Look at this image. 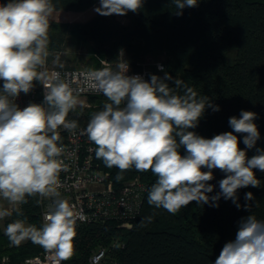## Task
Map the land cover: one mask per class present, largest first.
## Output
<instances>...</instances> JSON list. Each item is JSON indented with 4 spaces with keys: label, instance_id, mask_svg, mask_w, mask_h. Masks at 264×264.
Masks as SVG:
<instances>
[{
    "label": "clouds",
    "instance_id": "obj_1",
    "mask_svg": "<svg viewBox=\"0 0 264 264\" xmlns=\"http://www.w3.org/2000/svg\"><path fill=\"white\" fill-rule=\"evenodd\" d=\"M201 0H169L175 16L196 8ZM145 0H98L93 12L102 17L139 14ZM56 11L54 0H7L0 3V200L16 206L20 218L4 228L13 246L25 241L42 247L63 264L75 253L77 221L83 219L75 203L61 191V130L73 135L80 125L69 114L82 107L80 96L102 95L104 100L92 112L81 134L94 147L97 160L122 173L151 172L155 182L147 192L150 206L176 215L190 203L218 208L219 201H231L249 214L237 221L235 238L224 243L211 264H264V219L252 212L251 191L239 202L238 191L260 188L256 171L264 172V149L255 120L257 113L241 110L232 116L226 131L205 138L195 129L206 109L220 111L208 96H200L184 81L173 78L158 64L163 76L129 74L124 56L100 68L88 67L75 75L49 72L50 28ZM123 53V52H122ZM120 54L118 55V57ZM169 81H172L170 86ZM75 83L76 86H73ZM42 86V102L21 106L19 98ZM237 134H243L242 149ZM255 148L251 157L247 150ZM183 150V151H182ZM224 178L214 195V170ZM35 198L45 205L40 226L23 217L20 206ZM0 207V220L9 217ZM7 264V258H5Z\"/></svg>",
    "mask_w": 264,
    "mask_h": 264
},
{
    "label": "trees",
    "instance_id": "obj_2",
    "mask_svg": "<svg viewBox=\"0 0 264 264\" xmlns=\"http://www.w3.org/2000/svg\"><path fill=\"white\" fill-rule=\"evenodd\" d=\"M97 2L54 0L56 10L77 12L88 10ZM173 12L175 7L169 5V0H145L139 14L129 13L123 18L94 14L84 21L64 25L52 20L49 48L58 49L69 32L90 45L91 52L98 57V68L102 66L100 59L114 63L124 56L131 71L140 72L147 67L157 74L153 61L160 60L165 64L164 71L173 78L219 105L218 112L206 109L195 129L199 135L212 138L232 131L230 117H239L241 110L253 111L257 113L255 123L261 135L256 147L264 149V0H201L198 7L186 8L182 16ZM160 74L163 76L164 72ZM103 100L102 95H89V105L77 108L69 119H77L85 127L90 114L98 110ZM237 135L239 146L244 149L243 134ZM254 154L255 148L247 150L249 157ZM98 161L105 171L111 172L117 186L135 177L147 183L142 210L130 222L79 224L75 253L63 264H89L90 255L99 247L108 248L104 264L111 260L119 264H211L224 243L235 238L237 221L249 214L221 198L218 208L192 202L171 215L147 202L148 189L156 179L150 171L129 170L117 179L118 169H108ZM256 176L261 187L240 189L239 202L243 205L245 193L251 191L255 198L249 202L252 212L264 219V172L257 170ZM222 178L224 174L214 170L210 183L215 189L209 195L219 191ZM39 210L36 199L29 198L20 211L28 222L40 226ZM17 217V212L12 213V220ZM41 248L31 241L13 246L0 229V256L7 253L13 262H18Z\"/></svg>",
    "mask_w": 264,
    "mask_h": 264
},
{
    "label": "built area",
    "instance_id": "obj_3",
    "mask_svg": "<svg viewBox=\"0 0 264 264\" xmlns=\"http://www.w3.org/2000/svg\"><path fill=\"white\" fill-rule=\"evenodd\" d=\"M102 65L109 62L100 59ZM158 71L157 75L161 76L157 65L165 64L162 61H153ZM86 68L79 67H61L48 70L59 71L62 75L69 74L75 79V75ZM156 74L153 70L145 67L140 72H133L130 69L129 74H141L148 78V74ZM73 86H76L75 83ZM39 92H43L42 86L35 87L33 92L27 96L23 94L19 98L21 106L29 102L40 103L43 99L39 97ZM82 95H97L94 93H83ZM84 127L80 125L75 135L61 130L63 138V152L61 159L66 165V171L60 173L61 188L60 191L65 198L75 203L77 210L83 214V219L77 221V226L83 223L105 222L109 220L130 222L141 212L147 191V183H143L139 177L132 178L120 186L115 185L111 172L105 171L100 162L95 158L94 152L90 149L93 145L87 141V137L82 133ZM48 201L40 205L41 223L43 212ZM14 206L7 201L0 200V207ZM16 207V206H14ZM22 205L20 206V208ZM34 255L22 258L18 262H13L10 254L0 256V264H52L53 257L43 248ZM108 248L99 247L92 252L89 257V264H104L107 258ZM107 264H119L117 260H111Z\"/></svg>",
    "mask_w": 264,
    "mask_h": 264
},
{
    "label": "rangeland",
    "instance_id": "obj_4",
    "mask_svg": "<svg viewBox=\"0 0 264 264\" xmlns=\"http://www.w3.org/2000/svg\"><path fill=\"white\" fill-rule=\"evenodd\" d=\"M97 3L90 6L88 10H84L81 12L68 11V10H56L53 14L52 20L58 25L70 24L75 21H84L85 19L95 14L93 12V7ZM64 38L65 40L63 44L58 49L49 48V56L46 62L47 70H50L52 68H61L65 66L66 67H79V68L96 67L95 65L97 62L96 60H98V57L91 52V48L88 43L82 40H78L74 35L70 34L69 32L65 33ZM88 97L89 95L80 96V102L83 106L89 105ZM5 208H7V210L11 213V215L9 217H6L3 220H0V229H3V230L5 226L9 222L12 221V213L17 212L16 207L14 206H6ZM17 218H20V217H17ZM129 225L131 226V223H129Z\"/></svg>",
    "mask_w": 264,
    "mask_h": 264
},
{
    "label": "water",
    "instance_id": "obj_5",
    "mask_svg": "<svg viewBox=\"0 0 264 264\" xmlns=\"http://www.w3.org/2000/svg\"><path fill=\"white\" fill-rule=\"evenodd\" d=\"M38 96H39V97H42V93H41V92H39Z\"/></svg>",
    "mask_w": 264,
    "mask_h": 264
},
{
    "label": "crops",
    "instance_id": "obj_6",
    "mask_svg": "<svg viewBox=\"0 0 264 264\" xmlns=\"http://www.w3.org/2000/svg\"><path fill=\"white\" fill-rule=\"evenodd\" d=\"M86 20V19H85Z\"/></svg>",
    "mask_w": 264,
    "mask_h": 264
}]
</instances>
